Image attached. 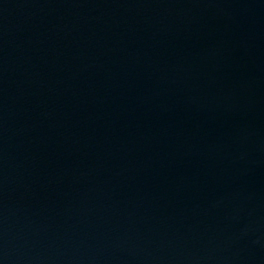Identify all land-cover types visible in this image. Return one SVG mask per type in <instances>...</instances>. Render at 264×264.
<instances>
[{
	"label": "water",
	"instance_id": "95a60500",
	"mask_svg": "<svg viewBox=\"0 0 264 264\" xmlns=\"http://www.w3.org/2000/svg\"><path fill=\"white\" fill-rule=\"evenodd\" d=\"M0 264H264V0H0Z\"/></svg>",
	"mask_w": 264,
	"mask_h": 264
}]
</instances>
